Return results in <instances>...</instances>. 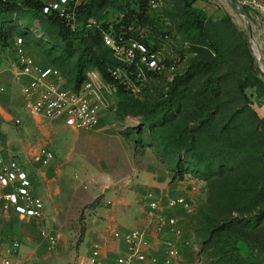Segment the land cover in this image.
<instances>
[{"label":"rangeland","instance_id":"rangeland-1","mask_svg":"<svg viewBox=\"0 0 264 264\" xmlns=\"http://www.w3.org/2000/svg\"><path fill=\"white\" fill-rule=\"evenodd\" d=\"M16 1L20 12L0 19L9 35L0 46V80L7 87L0 117H8L9 123L0 128L7 135L8 148L34 150L36 174L54 172L47 174L52 183L40 180L37 185L47 196L42 197L46 204L49 195L59 206L46 207L50 228L72 229L80 241L86 210L96 207L90 206L95 187L106 183L105 190L117 188L121 181L112 183V177H127L132 162H158L174 177L186 180L178 195L192 208L179 209L194 223L195 248L186 253L193 263H221V254L230 251L235 241L247 260L264 263V251L243 239L256 225L264 230V0H247L245 5L196 0L207 7H193L192 0H154L155 6L153 0H80L83 12L78 14V31L69 36L72 50L59 26L24 6V0ZM145 2L146 17L133 22L130 36L156 47L164 69L147 78L139 96L119 88L107 93L103 124L95 131H74L67 119L44 120L28 112L14 74L17 40H24L25 50L40 67L59 68L72 84L81 71H88L87 75L95 71L84 49L91 55L107 53L88 32L98 25L119 32L126 13L140 14ZM199 12L206 16L205 37L192 30ZM216 57L219 61L212 70H196L172 88L189 67ZM242 84L247 86L246 96L240 91ZM169 93L171 104L164 117L156 119ZM205 105L210 108L203 113ZM18 118L24 119L23 124H16ZM45 147L55 154L49 165L39 158ZM231 225L251 229L237 231L239 238ZM219 228L224 231L205 248Z\"/></svg>","mask_w":264,"mask_h":264},{"label":"built area","instance_id":"built-area-1","mask_svg":"<svg viewBox=\"0 0 264 264\" xmlns=\"http://www.w3.org/2000/svg\"><path fill=\"white\" fill-rule=\"evenodd\" d=\"M247 4V0H228ZM152 6L156 1L151 2ZM80 0H53L45 3V15H57L73 31L78 29V10ZM91 27V26H89ZM105 47L118 63L109 68L113 84L101 81L98 72L87 75L78 89L72 88L63 72L55 67H40L35 59L24 48V40L19 39L16 47L15 80L22 85L25 108L32 115L44 120L67 119L74 131H95L102 125V112L106 105V94L117 92L118 85H124L133 96L142 93L143 86L150 74L163 72L161 52L154 50L144 42L130 36L127 32H116L114 29H101ZM7 94V87L0 80V107L2 98ZM16 124H22L16 119ZM5 132L0 128V186L10 189L0 195V220L12 210L20 216L36 219L41 226V235L48 238L52 248L57 245V238L51 234L45 224V203L33 193V183L24 170L21 162L6 155ZM43 164L49 165L55 159L54 152L45 147L40 152ZM192 208L184 197L168 200L164 209L158 198L151 196L149 203L150 216L165 227L173 238L164 241V256L149 254L151 242L145 231H116L114 239L124 243L126 253L117 258V264H185L179 241L184 237V229L176 214L177 208ZM21 249V243L15 242L9 255L0 264H14L13 256ZM90 264H105L101 257V247L95 246L90 256ZM201 263V261H200Z\"/></svg>","mask_w":264,"mask_h":264},{"label":"crops","instance_id":"crops-1","mask_svg":"<svg viewBox=\"0 0 264 264\" xmlns=\"http://www.w3.org/2000/svg\"><path fill=\"white\" fill-rule=\"evenodd\" d=\"M189 2L193 7L208 6L203 1L192 0ZM18 85L22 87L21 84ZM5 96L2 98V106ZM18 119L22 120V118ZM23 121L24 119L22 124ZM7 123H9L8 117L2 115L0 127L8 125ZM104 125H106L105 122ZM5 147L6 157L9 160L18 159L29 175L33 183V193L41 199L47 197L37 185L40 180L48 181V184L52 183L48 175L50 176L54 172L46 173L45 170H39V174H36L34 150L27 147L22 151L12 147L8 148L6 134ZM39 158L43 163L41 154ZM131 165L132 169L127 177H112L113 182L110 179L112 183L121 181L117 188L110 189V191L105 190L107 188L106 183L104 186L95 187V191H93L95 197L92 198L91 204L86 203V205L90 204V206L95 205L96 207L86 210V229L80 241L72 229L54 228L52 230L45 217L47 228L57 238V245L52 248L48 238L41 235L42 229L36 219L20 216L14 210L9 215H5L0 220V263L9 255V250L13 244L19 242L21 249L13 256L14 264H90V256L97 245L101 247V257L105 264H117V258L126 253V246L124 243L116 241L113 235L116 231L126 232L130 230L145 231L151 242L149 254L163 257L165 252L164 241L173 238V236L158 221L151 218L149 213L151 196L158 198L162 207L167 209L168 200L180 197L178 194L181 193L178 191L186 180H184L185 178L174 177L165 165L158 162L149 165H136L132 162ZM96 179L99 180L100 177L97 176ZM52 188V194H55V186L53 185ZM9 191L10 189L0 186V195ZM94 200L96 201L93 202ZM43 201L45 210L47 206L48 210H51L52 206L55 209L59 207L55 201L50 199L49 195L46 198L48 203L46 204L44 199ZM172 212L176 214L184 229V237L179 241L184 263L199 264L191 261V254H186L195 248L194 223L191 222L189 215H186L179 208ZM77 240L79 241L78 244ZM242 249L240 252L244 256Z\"/></svg>","mask_w":264,"mask_h":264},{"label":"trees","instance_id":"trees-1","mask_svg":"<svg viewBox=\"0 0 264 264\" xmlns=\"http://www.w3.org/2000/svg\"><path fill=\"white\" fill-rule=\"evenodd\" d=\"M23 5L29 9H33V10H36L38 12H41L43 14V16L47 17L50 21H52L54 24L59 26L61 29L62 38L66 41V45L68 46V48L72 50L74 43H73V40L69 36L71 35L73 30L63 20L58 18L57 15H50L49 16V15L44 14V12H43V8L45 6L44 0H24ZM146 7H147V3L145 2L144 5H141L140 14L136 11L129 10L126 13L124 19L122 20V23L119 25L120 30H118V31L119 32L124 31V32H127L129 35H131L130 32L133 29V27H132L133 22L136 20L138 22L139 21L143 22V20L145 19ZM20 10H21V7H19V3H17L16 0H0V19L7 17V16H10V15H13V14H16V13L20 12ZM82 12H83V8H80L78 14L82 13ZM194 16H196V14ZM205 19H206V16L203 15L201 12H199V13H197V19L195 21H193V23H192V30L194 32L199 33L203 37H205V33H206ZM100 26H101V29H104V30L108 29L104 25H100ZM82 30H86V28H83ZM88 33H89L90 37L92 38V40L94 41V43L98 47L101 48L102 45L105 46L103 38H102V31L100 29L96 28L93 31H90ZM8 38H9V35H8L7 30L4 28V25L2 23H0V46L6 44L8 41ZM144 43L146 45H148L150 48L157 50L156 47H152L151 45L147 44L146 42H144ZM105 48L107 49V53L102 54V55H98V56L89 54L86 49H84L82 51V53L86 56L90 65L93 66V69L99 73V75L101 76L103 81L107 84H113L114 80L112 79V77L109 74V68L117 66L118 63L113 58L112 52L107 47H105ZM212 48L215 51V54L218 56V54H219L218 50L214 46H212ZM218 61H219L218 57H216V59H214L212 62L198 63L196 65H193L192 67H189V70L184 75L178 77L174 81L172 88H174L181 80L192 75L196 70H202V69L212 70L218 64ZM87 72L88 71H81V73L77 77L76 82L69 84V85L74 89H78L80 87V85L84 81L87 80V74H86ZM151 75H153V74H150V76ZM66 79H67V77H66ZM117 85H118L120 92L131 95V93L126 90L124 85H122V84H117ZM246 89H247V86L245 84H242L240 86V91L245 96H246ZM167 98L168 99L166 100L164 111L162 113H160L156 117V119H161L162 117H164V115L166 113L165 112L166 109L171 104V98H172L171 93H169ZM208 104L212 105L211 103H208ZM209 105H205V106L201 107V110L203 111V113L206 110H209V108H210ZM176 178H178V177H176ZM251 224H253V223H251ZM231 226L235 230V231H232L235 235H238V233H236L237 231L242 234V232H244V231L247 232L248 230L251 229V227H248V226H243V227H241L240 225H234V226L231 225ZM222 231H224V228H219L218 230L212 232L209 240L204 243L205 248L210 246L211 244H213L214 240L217 237V233L222 232ZM239 238H241V237L239 236ZM243 239L246 242L257 245L256 248L262 249L264 251V230H259V225H256L254 228H252L251 233H246V235H244ZM219 254H221V253H217L216 255L218 256ZM221 255L222 256H220V258L223 259V261L219 264H257V263H251L249 260H247L245 257H243V255L240 252V247L237 246V241H235V243L233 244L230 251H227L225 254L222 253ZM217 256H212V259L217 257ZM259 264H264V263H259Z\"/></svg>","mask_w":264,"mask_h":264},{"label":"bare ground","instance_id":"bare-ground-1","mask_svg":"<svg viewBox=\"0 0 264 264\" xmlns=\"http://www.w3.org/2000/svg\"><path fill=\"white\" fill-rule=\"evenodd\" d=\"M257 54V53H256Z\"/></svg>","mask_w":264,"mask_h":264}]
</instances>
